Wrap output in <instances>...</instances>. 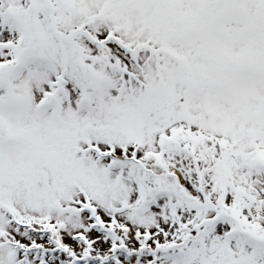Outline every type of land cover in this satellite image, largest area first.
Here are the masks:
<instances>
[{"label": "snow or ice", "instance_id": "1", "mask_svg": "<svg viewBox=\"0 0 264 264\" xmlns=\"http://www.w3.org/2000/svg\"><path fill=\"white\" fill-rule=\"evenodd\" d=\"M0 264H264V0H0Z\"/></svg>", "mask_w": 264, "mask_h": 264}]
</instances>
